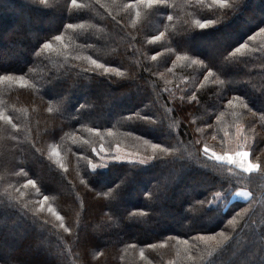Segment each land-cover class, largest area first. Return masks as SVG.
<instances>
[{"label":"trees","instance_id":"1","mask_svg":"<svg viewBox=\"0 0 264 264\" xmlns=\"http://www.w3.org/2000/svg\"><path fill=\"white\" fill-rule=\"evenodd\" d=\"M0 264H264V0H0Z\"/></svg>","mask_w":264,"mask_h":264},{"label":"rangeland","instance_id":"2","mask_svg":"<svg viewBox=\"0 0 264 264\" xmlns=\"http://www.w3.org/2000/svg\"><path fill=\"white\" fill-rule=\"evenodd\" d=\"M8 53L10 54V52H8ZM241 152H247V151H234V152L225 153V154H218V153H212V154L216 159H217V157H221L220 159H217L219 161L232 163L235 166H237L243 170L249 171L248 166L251 164L249 161V156L247 155V157H241V156L237 155L238 153H241ZM120 157L123 158V156H120ZM251 165H253V164H251ZM255 168H253V169H255ZM241 192H243V191H238L237 193H235L234 199L237 198L238 200H245L244 198H245L246 194L241 193Z\"/></svg>","mask_w":264,"mask_h":264},{"label":"snow or ice","instance_id":"3","mask_svg":"<svg viewBox=\"0 0 264 264\" xmlns=\"http://www.w3.org/2000/svg\"><path fill=\"white\" fill-rule=\"evenodd\" d=\"M201 27L203 28L204 27V25H201ZM59 38V37H58ZM46 47H47V45H46ZM154 147H156V145H154ZM237 155H239V156H241V157H247V155H248V153L247 152H241V153H238ZM115 159H118V160H120V159H123L122 157H119V156H117V157H114ZM221 157H217V159H220ZM256 166L255 165H249L248 166V170L249 171H251L253 168H255ZM29 183H31V181H29Z\"/></svg>","mask_w":264,"mask_h":264},{"label":"crops","instance_id":"4","mask_svg":"<svg viewBox=\"0 0 264 264\" xmlns=\"http://www.w3.org/2000/svg\"><path fill=\"white\" fill-rule=\"evenodd\" d=\"M241 193H244V194H246V196H245V198L244 199H246L247 197H248V194H247V192L246 191H243V192H241ZM235 196V195H234ZM237 199V198H236Z\"/></svg>","mask_w":264,"mask_h":264},{"label":"clouds","instance_id":"5","mask_svg":"<svg viewBox=\"0 0 264 264\" xmlns=\"http://www.w3.org/2000/svg\"><path fill=\"white\" fill-rule=\"evenodd\" d=\"M243 166V165H242Z\"/></svg>","mask_w":264,"mask_h":264}]
</instances>
